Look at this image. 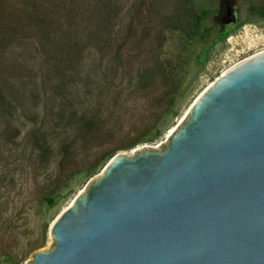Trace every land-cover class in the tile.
<instances>
[{
  "label": "water",
  "instance_id": "obj_1",
  "mask_svg": "<svg viewBox=\"0 0 264 264\" xmlns=\"http://www.w3.org/2000/svg\"><path fill=\"white\" fill-rule=\"evenodd\" d=\"M25 264H264V50L222 73L163 150L110 158Z\"/></svg>",
  "mask_w": 264,
  "mask_h": 264
},
{
  "label": "trees",
  "instance_id": "obj_2",
  "mask_svg": "<svg viewBox=\"0 0 264 264\" xmlns=\"http://www.w3.org/2000/svg\"><path fill=\"white\" fill-rule=\"evenodd\" d=\"M125 1L50 0L57 8L53 11L46 1H36L18 23L0 22V35L5 34L7 41H13V33L22 34L14 39L18 48H12L9 55L0 46V96L3 88L9 90L32 123L21 142L17 141L21 135L17 126L9 121L0 126V141L6 150H11L10 144L20 148L14 159H9L10 154L3 158L0 235L39 234L26 252L16 254L21 256L16 263L45 244L50 224L39 219L43 207L53 206L55 196L73 177L82 171L86 176L95 174L117 150L142 141L135 138L115 145L131 106L141 104L145 111L141 116H151V109L166 112L176 103L182 62L177 57L170 62L161 60L164 34H133L141 24L144 32L148 30L145 13L151 7L145 0L135 5L120 36ZM212 3L202 2L184 14L192 23L204 25L213 15ZM249 9L264 17V2H253ZM92 50L109 59L106 67L86 71V54ZM119 80L126 85L120 88ZM22 96L31 101L24 102ZM40 104L42 110L37 111ZM1 197L6 198L4 202ZM11 206L14 210L9 213ZM32 218L35 224L31 227Z\"/></svg>",
  "mask_w": 264,
  "mask_h": 264
},
{
  "label": "rangeland",
  "instance_id": "obj_3",
  "mask_svg": "<svg viewBox=\"0 0 264 264\" xmlns=\"http://www.w3.org/2000/svg\"><path fill=\"white\" fill-rule=\"evenodd\" d=\"M36 1L42 2V0H0V22L2 24L8 22L18 23L31 10L32 4ZM44 1L49 3V10L57 9L52 6L55 3H51L50 0ZM139 1H125L127 7L121 16L119 25L121 37L126 31V27L135 12V5ZM145 1L151 7L145 13L147 16L145 23H147L148 30L144 32L145 25L141 24L137 27V32L133 34H146L147 32L149 34H164L165 44L162 49L161 60L170 62L177 57L182 62L179 74V94L171 110L162 112L151 109V116L149 113L145 114L146 116H141L145 112L141 104L137 107L131 106L132 111L129 114L127 112L124 122V131L120 134L115 145L126 144L135 138H141L142 141L132 148L119 149L115 154L134 155L136 152L145 149L163 150L169 143L173 131L187 118L190 107L200 93L238 61L264 50V17L251 13L249 9L250 4L253 2H264V0ZM202 2H213L212 7L214 10L213 15L204 25L199 26L194 22L192 23V18L187 17L184 12L191 8H198ZM20 35L22 34L13 33L11 35L13 41H7L5 34L0 35V46L4 47L7 55H9L12 48H18V43L14 39L20 38ZM188 35L192 37L187 38ZM108 60L102 59L101 54L95 50L87 52L86 71H90L91 68L97 66L106 67ZM37 80V83H39V78ZM13 81L18 85L21 83L17 79H13ZM118 83L120 88L126 85V82L121 85L120 80ZM11 94L9 90L3 88L0 96V126L3 128L7 121L17 126L21 131L17 141L21 142L31 129L32 123L23 114L21 103H18ZM20 99L24 102L31 101L26 96H22ZM36 110L41 111L42 104ZM0 146H2L0 148L2 150L0 151L1 172L5 162L3 158L10 154L9 159H14L20 148L10 144L7 147L11 150L8 151L6 146L1 144V141ZM102 169L91 176H86L83 171L78 173L70 180L69 185L55 196L53 206L45 205L43 207L42 212L44 215H40L39 219L47 220L51 225L52 221L65 207L70 205L79 194L85 193L88 185L101 175ZM4 199L6 198L1 197V202H4ZM12 210H14V207L11 206L9 213ZM21 222H23L22 219L19 223ZM34 224L35 218H32L30 226L32 227ZM38 235V232L29 236L18 234L16 237L5 238L0 235V264H25L32 259V253L35 250L51 247L53 238L48 229L45 244L28 253L23 260L16 263L21 257L20 255L16 257V254L26 252L29 246L36 242ZM19 239L20 242L16 244Z\"/></svg>",
  "mask_w": 264,
  "mask_h": 264
},
{
  "label": "bare ground",
  "instance_id": "obj_4",
  "mask_svg": "<svg viewBox=\"0 0 264 264\" xmlns=\"http://www.w3.org/2000/svg\"><path fill=\"white\" fill-rule=\"evenodd\" d=\"M261 51H262V50H261ZM251 56H252V55H251ZM247 58H249V57H247ZM247 58H245V59H247ZM245 59H243V60H245ZM243 60H241V61H238L236 64H238V63L242 62ZM236 64H235V65H236ZM235 65H233V66H235ZM233 66H232V67H233ZM232 67H231V68H232ZM227 70H228V69H227ZM225 72H226V71H225ZM225 72H224V73H225Z\"/></svg>",
  "mask_w": 264,
  "mask_h": 264
}]
</instances>
